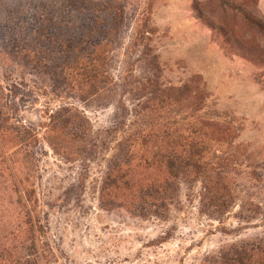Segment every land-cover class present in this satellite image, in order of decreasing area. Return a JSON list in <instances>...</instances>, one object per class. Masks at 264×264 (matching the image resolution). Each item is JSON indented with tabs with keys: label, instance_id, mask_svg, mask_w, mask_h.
<instances>
[{
	"label": "rangeland",
	"instance_id": "374dc122",
	"mask_svg": "<svg viewBox=\"0 0 264 264\" xmlns=\"http://www.w3.org/2000/svg\"><path fill=\"white\" fill-rule=\"evenodd\" d=\"M242 13L264 26V0H0V250L24 264H222L264 246V34ZM82 37L105 58L89 98L63 63ZM158 128L199 132L228 204L201 179H167L153 155L173 144L145 140ZM124 161L134 188H105ZM152 182L165 183L156 200H139Z\"/></svg>",
	"mask_w": 264,
	"mask_h": 264
},
{
	"label": "trees",
	"instance_id": "16d2710c",
	"mask_svg": "<svg viewBox=\"0 0 264 264\" xmlns=\"http://www.w3.org/2000/svg\"><path fill=\"white\" fill-rule=\"evenodd\" d=\"M242 16L249 25L264 34V26L260 22L246 13H242ZM73 42L76 47L67 48L70 51L66 50L64 52L65 56L69 57L67 60L63 58V63H68L64 71H66V75L72 83L71 86L76 87L75 89L81 97H93L98 94L100 88L106 83L104 71H102L105 61L104 53L99 43L90 45L85 37L75 39ZM63 44H65L64 41L59 46L62 47ZM60 71L63 75L64 71L61 69ZM161 129L158 128L159 131L154 132L151 130L145 133V140L150 139L152 142L167 140V142H170L169 145L173 144L166 153H159L160 149L157 148V152L153 155L154 158L158 156L162 159L164 168L169 175L167 179L176 180L179 177L201 179L204 183L205 195L208 201L214 207L222 209L230 201L231 192L222 181V178L216 172H213V169H209L200 162L206 148L202 142L198 141L199 132L192 129L189 134L184 136L179 131L168 134L165 132L167 128ZM144 138L134 136L131 137V140L135 142L137 139L141 141ZM129 168L128 161L114 164L105 177V188L115 185L125 191L132 190L134 185L131 184ZM164 185L165 183L152 182L145 189L142 188L136 191L137 198L143 202L150 198L156 200ZM222 259V264H264V246L247 247L239 251H233ZM23 262L22 258H11L8 253L0 250V264H24Z\"/></svg>",
	"mask_w": 264,
	"mask_h": 264
}]
</instances>
